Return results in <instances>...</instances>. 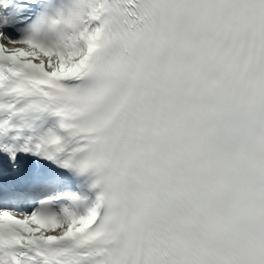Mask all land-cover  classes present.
I'll use <instances>...</instances> for the list:
<instances>
[{
  "label": "snow or ice",
  "instance_id": "1",
  "mask_svg": "<svg viewBox=\"0 0 264 264\" xmlns=\"http://www.w3.org/2000/svg\"><path fill=\"white\" fill-rule=\"evenodd\" d=\"M0 264H264V0H0Z\"/></svg>",
  "mask_w": 264,
  "mask_h": 264
}]
</instances>
